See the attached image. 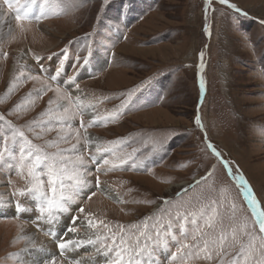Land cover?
Instances as JSON below:
<instances>
[{
  "label": "rangeland",
  "instance_id": "obj_1",
  "mask_svg": "<svg viewBox=\"0 0 264 264\" xmlns=\"http://www.w3.org/2000/svg\"><path fill=\"white\" fill-rule=\"evenodd\" d=\"M229 2L246 11L248 17L238 16L215 0L207 19L205 0H108L103 8V0H59L55 5L59 14L39 24L26 22V31L21 33L13 15L12 31L0 29V53L8 54L6 59L0 55V114L17 127L23 126L36 144L55 139L58 129L37 127L30 131L27 126L39 120L49 99L55 100L53 92L36 95L41 83L28 77L38 74L43 80L46 74L33 54L45 57L40 63L54 74L58 61L47 57L73 41L72 58L65 64L67 76H72L76 55H88L90 47V62L79 70L77 78L81 91L75 93L73 88L74 94L85 97L98 114L105 115L119 106L130 90H138L118 119L87 130L103 141L126 139L127 145L117 155L132 159L119 170L98 174L100 186H93L95 195L91 200L85 197L82 203L86 211L126 229L143 227L145 217L155 219L161 208L169 207L163 198L176 201L182 188L194 185L179 199L195 200L202 195L223 199L226 204L234 201L241 219L239 209L243 206L246 210V204L240 189L223 162L205 149L204 137L206 134L223 161L231 164L234 172L238 169L257 198L264 201V25L259 23L264 20V0ZM7 12L0 0V13ZM89 33L92 35L87 40L81 39ZM22 72L23 77L17 79ZM200 78L205 82L203 94ZM198 102L203 130L194 123ZM18 104L23 108L17 110ZM88 119L90 116H85ZM78 127L79 118L71 129L73 134ZM37 133L42 139H35ZM133 160L138 167H132ZM209 171L211 175L195 185ZM96 175L93 166V185ZM8 178L6 169L0 171V193L11 191L6 186ZM11 179L22 184L14 173ZM211 186L215 190H210ZM146 200L152 203H144ZM0 210V264H18L19 259L30 260L24 264H44L53 256L60 260L56 241L45 235L50 226L42 222L38 226L37 213L15 217L14 200ZM11 210L13 215L9 216ZM220 211L226 214L225 208ZM148 223L151 226L153 221ZM24 226L40 236L36 244L42 249L21 252L27 243L19 239ZM53 230L58 231V227L53 226ZM16 253L20 256L11 255Z\"/></svg>",
  "mask_w": 264,
  "mask_h": 264
},
{
  "label": "snow or ice",
  "instance_id": "obj_2",
  "mask_svg": "<svg viewBox=\"0 0 264 264\" xmlns=\"http://www.w3.org/2000/svg\"><path fill=\"white\" fill-rule=\"evenodd\" d=\"M215 2L226 5L238 16L248 17L246 11L229 0ZM57 3L59 0H3L8 12L0 13V29L7 27L11 32V16L14 15L16 26L23 33L26 31V22L39 24L51 15L59 14L55 7ZM107 3L108 0H103L102 8ZM212 3L213 0H205V19ZM259 23L264 25V20ZM208 28L205 23L206 33ZM91 35L86 34L81 39L87 40ZM72 43L70 41L60 52L47 57L49 61L54 58L58 61L54 74L40 63L45 57L33 54L40 71L46 75L43 80L38 74L28 77L41 83L36 95L53 92L55 96V100L49 99L48 108L40 114L39 120L28 122V129H58L55 139L36 144L26 134L23 126L17 127L0 114V171L7 170L9 178L6 186L11 189L10 192L0 193V207L11 205L14 200L15 217L35 212L38 226L40 222L50 226L45 235L56 241L60 260L53 256L44 261V264H64L65 260L68 264H101V258L102 264H193V261H204L205 264H264V201L257 198L238 169L234 172L231 164L223 161L222 154L208 141L206 134L205 149L223 162L227 174L240 189L243 203L246 204V210L243 206L239 209L243 213L241 219L237 217L238 208L234 201L226 204L223 199H209L202 195L195 200L179 199L194 185L182 188L176 194V201L163 198V204L169 207L161 208L155 219L152 216L145 217L143 227L132 225L126 229L123 224H113L86 211L82 203L85 197L91 200L95 195L91 191L93 186H100L98 174L119 170L132 159V156L125 159L117 155L127 145L126 139L103 141L88 134L87 130L89 127L118 119L129 109L133 94L138 89H132L125 94L121 104L113 110L105 115L98 114L91 102H86L85 97L71 91L74 88L75 93H80V84L77 82L79 70L90 62L91 57L90 47L88 55H76V73L67 76L65 64L72 58ZM0 55L6 59L8 54L4 52ZM203 55L201 52V60ZM81 59L83 64L80 63ZM199 67L202 68L203 63ZM65 76L67 78L63 79ZM22 77L23 72L17 79ZM199 88L203 94V78L199 80ZM15 107L20 110L23 105L18 104ZM85 116H90V119L86 121ZM77 118L79 127L73 134L71 129L75 127ZM194 123L203 130L199 102ZM35 139H42V136L37 133ZM61 144L68 147H61ZM135 152L133 149V154ZM93 166L97 173L95 185L90 179ZM132 167H138L134 160ZM13 173L22 184L11 179ZM207 175H211V171L201 177V180L195 181V185H199ZM210 190H215L214 186ZM143 202L152 203L148 200ZM221 208L226 209V214L221 213ZM73 212H77V215H72ZM149 221H153L151 226ZM62 224L63 227H60ZM53 226L58 227V231H54ZM19 239L27 242L21 252L40 250L43 247L37 245L30 236H20ZM82 251L86 255H81ZM11 255L20 256L19 253ZM18 264H24L23 259H19Z\"/></svg>",
  "mask_w": 264,
  "mask_h": 264
},
{
  "label": "bare ground",
  "instance_id": "obj_3",
  "mask_svg": "<svg viewBox=\"0 0 264 264\" xmlns=\"http://www.w3.org/2000/svg\"><path fill=\"white\" fill-rule=\"evenodd\" d=\"M101 64H103V63H101ZM97 65H100V62L99 61H97ZM7 209V208H6ZM0 212H1V210H0ZM2 213H3V211H2ZM14 214H15V212H14ZM4 215L6 216L7 215V213L6 212H4ZM11 215H13V212H12V210H11V214H9V216H11ZM0 216H2V215H0ZM8 226V225H7ZM23 236H30L32 239H34L36 242L38 241V239H39V237H37V236H35L33 233H32V231L28 228V227H23ZM49 244V243H48ZM28 246H30L31 247V245H28ZM27 259V258H26ZM24 261H30V260H24Z\"/></svg>",
  "mask_w": 264,
  "mask_h": 264
}]
</instances>
